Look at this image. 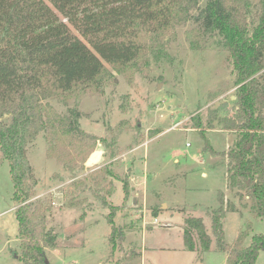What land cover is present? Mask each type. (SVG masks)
Segmentation results:
<instances>
[{
    "label": "rangeland",
    "instance_id": "obj_1",
    "mask_svg": "<svg viewBox=\"0 0 264 264\" xmlns=\"http://www.w3.org/2000/svg\"><path fill=\"white\" fill-rule=\"evenodd\" d=\"M250 1L252 20L259 0ZM195 27L188 20L160 35L149 33L139 60L117 67L105 62L98 82L43 100L62 114L77 107L82 112L81 126L103 137L99 144L106 155L100 164L86 168L84 155L93 145L61 138L59 147L73 153L70 169L58 157L49 156L51 141L46 132L27 145L36 179L30 200L43 201L49 208L47 226L57 235V247L46 248L50 263L227 264V252L217 249L214 238L206 251L198 237L194 251L184 240L187 217H203L212 233L208 209L219 206L221 191L242 211H229L224 218L228 243L233 244L250 221L247 241L254 233H264V219L253 217L250 199L240 200L228 188L227 161L210 151L199 152L205 142L193 127L199 117L215 149L224 151L234 143L236 132L226 127L230 122L225 119H234L236 86L220 38L207 36L203 42L196 37ZM2 119L10 122L8 115ZM134 147L139 148L132 152ZM2 156L0 152V264H23L17 256L21 241L11 166ZM147 162L148 180L134 188L130 165L144 170ZM113 174L128 178V195ZM112 204L120 206L114 219L125 231V238L115 243L109 236ZM89 215L97 226L92 231L81 221ZM257 263L264 264V251Z\"/></svg>",
    "mask_w": 264,
    "mask_h": 264
},
{
    "label": "trees",
    "instance_id": "obj_2",
    "mask_svg": "<svg viewBox=\"0 0 264 264\" xmlns=\"http://www.w3.org/2000/svg\"><path fill=\"white\" fill-rule=\"evenodd\" d=\"M251 5L250 0H0V152L11 166L21 241L18 258L23 264H52L46 261V248L57 240L55 230L47 226L49 208L30 200L36 179L27 145L46 132L49 156L73 169V153L59 147L61 138L93 145L84 163L103 141L81 126L77 107L62 114L43 100L98 82L105 62L115 67L134 63L145 50V35H160L188 20L203 42L207 36L220 38L235 73L234 119L225 120L237 137L227 150L215 149L199 117L193 127L205 139L202 152L227 161L228 188L240 200L248 197L253 217L264 219V0H259L252 20ZM6 115L9 123L2 119ZM113 177L123 182L128 195V178ZM227 194L221 191L219 206L208 209L212 233L203 217L186 218L185 244L197 250L198 237L206 251L214 238L217 249L227 252V264H258L264 233H254L247 241L252 221L233 244L225 240L227 212L242 213ZM119 209L112 204L108 214L112 243L125 238L114 219Z\"/></svg>",
    "mask_w": 264,
    "mask_h": 264
},
{
    "label": "crops",
    "instance_id": "obj_3",
    "mask_svg": "<svg viewBox=\"0 0 264 264\" xmlns=\"http://www.w3.org/2000/svg\"><path fill=\"white\" fill-rule=\"evenodd\" d=\"M87 131V130H86ZM89 132V131H88ZM139 148V147H134L132 150V152H135L137 149ZM199 152H202V148H200L199 149ZM146 155H144V157L146 156V157H148V150L146 151V153H145ZM196 155V154H195ZM195 155H194V157H195ZM106 158V155H105V150H104V147H103V145H101V144H98V146H96V148H95V150L92 152V154L89 156V158L87 159V161L85 162V166H86V168H88V167H91V166H96V165H98V164H100L104 159ZM148 162H147V167H145V169L143 170V169H141V168H138L137 166H136V164H132V165H130L134 170H133V174L131 175V180H132V182H134L133 184V187L134 188H136L138 185H141V184H145V181H147L148 180ZM143 170V171H142ZM205 174V173H204ZM139 182V183H138ZM121 187H122V191H124V188H123V183H122V185H121ZM132 198H134V197H130V199H129V203H132V201H131V199ZM135 200V199H134ZM166 203H163V205H165ZM177 207V206H176ZM173 208V207H172ZM81 221L82 222H84V225L83 226H89V231H92L94 228H96L97 226H95V224L96 223H94L93 221H92V217H91V215H89L88 216V218H86L85 220H83V219H81ZM156 221V220H155ZM157 222H159L158 221V219H157ZM86 224V225H85ZM79 226H81L82 227V225H79ZM86 230H82V232H85ZM128 235V233L126 234V236ZM90 239L91 238H89L88 239V242L87 243H89L90 242ZM69 244L70 245H67V247H70L71 246V243L69 242ZM59 246V245H58ZM88 246V245H87ZM54 247H57V244H56V246H54ZM63 247H60V250L63 252H65V253H67L66 252V250L67 249H62ZM58 249H59V247H58ZM58 249H56V250H58ZM101 264V263H100Z\"/></svg>",
    "mask_w": 264,
    "mask_h": 264
},
{
    "label": "water",
    "instance_id": "obj_4",
    "mask_svg": "<svg viewBox=\"0 0 264 264\" xmlns=\"http://www.w3.org/2000/svg\"><path fill=\"white\" fill-rule=\"evenodd\" d=\"M15 254H16V253H15ZM17 256H18V255H17ZM46 261H47V262H49V260H48V259H46Z\"/></svg>",
    "mask_w": 264,
    "mask_h": 264
},
{
    "label": "built area",
    "instance_id": "obj_5",
    "mask_svg": "<svg viewBox=\"0 0 264 264\" xmlns=\"http://www.w3.org/2000/svg\"><path fill=\"white\" fill-rule=\"evenodd\" d=\"M156 222H157V219H156Z\"/></svg>",
    "mask_w": 264,
    "mask_h": 264
}]
</instances>
